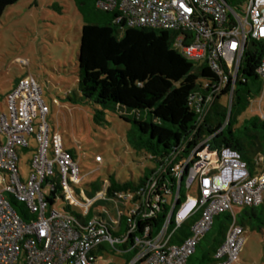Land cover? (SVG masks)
<instances>
[{"label":"built area","instance_id":"2783aa9c","mask_svg":"<svg viewBox=\"0 0 264 264\" xmlns=\"http://www.w3.org/2000/svg\"><path fill=\"white\" fill-rule=\"evenodd\" d=\"M232 2V0H230ZM101 0L106 10L118 8L130 26L175 32L174 48L192 61L206 63L217 80L209 96L193 95L199 114H206L219 99L230 102L240 79L244 55L253 42L264 44V0ZM256 73L264 90V54ZM8 113L0 115V264H96L93 252L109 242H118L105 221L87 220L105 189L83 200L77 191L82 177L81 156L76 158L59 133L51 131L49 107L33 78H23L6 95ZM209 139L201 142L187 159L172 168L185 178L188 195L175 213L177 227L196 213L200 218L192 235L180 245L165 240L166 226L132 262L187 264L198 243L210 230L216 215L230 213L233 223L216 252L215 264H235L245 246V230L236 223V208L264 204V172L251 176L241 155L229 148L214 149ZM19 150L33 153L30 172L23 177ZM96 162H102L96 157ZM55 179L62 188L50 204ZM127 198H125L126 200ZM58 200L77 208L82 220L67 211L52 208ZM12 202L25 206L24 220ZM122 204V201H119ZM48 210L50 213L48 214ZM135 213V210L132 211ZM171 218V217H170ZM139 242V239H136Z\"/></svg>","mask_w":264,"mask_h":264},{"label":"trees","instance_id":"16d2710c","mask_svg":"<svg viewBox=\"0 0 264 264\" xmlns=\"http://www.w3.org/2000/svg\"><path fill=\"white\" fill-rule=\"evenodd\" d=\"M19 1L0 0V23L6 9ZM74 1L85 24L78 56V92L69 93L65 101L98 107L93 121L99 126L108 123L107 112L117 113L133 124L138 131L136 147L147 151L155 164L138 181L121 182L113 176L107 182L90 183L86 192L88 198H94L105 189L107 199L94 204L87 220L102 219L111 237L118 240L101 244L93 252L95 259L111 249L134 254L132 264L143 252L144 243L154 241L168 220L165 240L170 246L180 245L192 235L200 213L177 227L174 216L188 189L185 178L179 183L172 168L187 159L205 139L210 140L214 149L238 152L251 176L264 172V116L248 117L240 123L251 101L264 92L256 73L264 44L253 42L246 50L229 105L223 104L221 98L202 115L191 97L209 96L212 89L206 85L211 86L217 78L206 63L189 60L174 48L175 32L130 26L120 18L118 8L106 10L100 6L101 0ZM90 15L93 21H89ZM257 84L261 87L254 90L253 85ZM144 115L151 119H145ZM71 151L76 158V152ZM54 181L50 204H54L56 196L64 197L58 180ZM12 205L18 212L17 207L22 204L12 202ZM64 209L82 220L77 208L66 205ZM20 213L24 220H29L23 210ZM233 221L230 213L216 215L187 264H215L216 252ZM236 223L245 231H262L264 204L244 208L236 216ZM135 264H146V260Z\"/></svg>","mask_w":264,"mask_h":264},{"label":"rangeland","instance_id":"374dc122","mask_svg":"<svg viewBox=\"0 0 264 264\" xmlns=\"http://www.w3.org/2000/svg\"><path fill=\"white\" fill-rule=\"evenodd\" d=\"M88 19L94 18L90 15ZM84 24L74 0H21L6 9L0 23V115L8 113L6 95L16 82L33 78L49 107L51 131L62 135L67 148L81 156L84 179L78 189L86 200L90 183L107 182L113 176L121 182L138 181L155 164L147 151L136 147L138 131L133 124L117 113L107 112L108 123L99 126L93 121L98 107L65 101L69 93L78 92V56ZM259 87L253 85L254 90ZM221 102L229 105V98L223 97ZM254 116H264V92L251 101L240 123ZM143 117L151 119L148 115ZM19 155L21 172L27 178L33 153L19 150ZM96 157H101L102 162H96ZM195 192L188 190L187 196ZM65 206L64 201L58 200L52 209L61 213ZM17 209L21 216L25 206ZM243 210L236 208L235 213ZM245 238L241 258L235 264H264V229L247 230ZM133 255L110 249L98 254L96 264H131Z\"/></svg>","mask_w":264,"mask_h":264},{"label":"crops","instance_id":"0c3cea01","mask_svg":"<svg viewBox=\"0 0 264 264\" xmlns=\"http://www.w3.org/2000/svg\"><path fill=\"white\" fill-rule=\"evenodd\" d=\"M16 86V85H15Z\"/></svg>","mask_w":264,"mask_h":264}]
</instances>
